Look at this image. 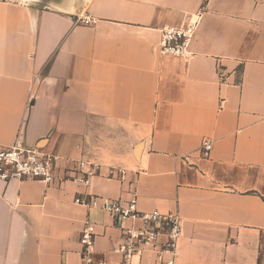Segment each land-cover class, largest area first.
<instances>
[{
    "label": "crops",
    "instance_id": "0c3cea01",
    "mask_svg": "<svg viewBox=\"0 0 264 264\" xmlns=\"http://www.w3.org/2000/svg\"><path fill=\"white\" fill-rule=\"evenodd\" d=\"M196 20L187 56L158 52L163 27ZM13 146L55 157V180L0 182V264H79L87 222L119 261L141 223L75 203L92 196L177 213L175 264H264V0H0Z\"/></svg>",
    "mask_w": 264,
    "mask_h": 264
},
{
    "label": "built area",
    "instance_id": "2783aa9c",
    "mask_svg": "<svg viewBox=\"0 0 264 264\" xmlns=\"http://www.w3.org/2000/svg\"><path fill=\"white\" fill-rule=\"evenodd\" d=\"M206 1V0H205ZM204 11L201 7L196 14L199 19ZM84 24L92 21L82 20ZM197 20L185 28L166 26L160 31L158 52L161 55L185 57L193 40L197 27ZM211 143L205 142L200 149L201 156L208 158ZM56 159L53 156H43L36 149L13 146L0 149V182L11 180H33L50 185L55 180ZM83 163L77 168H82ZM80 176L74 181L81 185H88L87 174L75 169ZM122 174V172H120ZM75 203L88 208H97L109 214L117 224L123 221H139L140 227H121V241L113 252L120 257L117 262H109L97 258L95 251L94 226L86 223L81 232L79 264H148L153 257L152 264H175L178 257L177 246L182 235V223L177 213L162 214L157 211L139 212L136 208L137 200L132 198L123 203L119 200H102L90 197L89 200L76 198ZM160 238H164L161 243Z\"/></svg>",
    "mask_w": 264,
    "mask_h": 264
}]
</instances>
